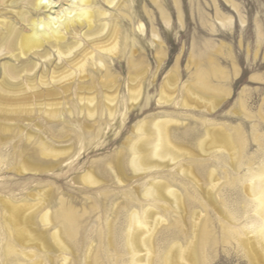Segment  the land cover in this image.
Wrapping results in <instances>:
<instances>
[{
  "label": "rangeland",
  "instance_id": "rangeland-1",
  "mask_svg": "<svg viewBox=\"0 0 264 264\" xmlns=\"http://www.w3.org/2000/svg\"><path fill=\"white\" fill-rule=\"evenodd\" d=\"M69 1L61 0L53 15ZM93 1L117 25L115 58L105 59L103 70L76 72L68 91L54 85V93L41 87L26 98L0 100V264H61L55 230L68 249L67 264H131L127 216H141L151 204L143 193L152 179L179 192L185 208L183 220L156 208L165 223L154 236L152 264L176 243L187 250L196 226L207 234L195 245L197 264H256L247 237L257 216L243 186L264 170V0H120L116 8ZM39 62L36 78L44 70L49 82L57 60ZM136 91L140 99L132 105ZM104 95L115 98L112 116ZM159 122L186 154L179 164L201 156L198 143L208 141V154L193 164L199 185L172 167L134 177L128 160L130 145L143 138L137 129L155 131ZM208 130L229 135L234 150L206 137ZM88 171L98 184L83 182ZM117 174L129 181L119 183ZM205 193H213L215 207ZM14 210L22 243L8 222ZM44 213L48 225L40 222Z\"/></svg>",
  "mask_w": 264,
  "mask_h": 264
},
{
  "label": "bare ground",
  "instance_id": "bare-ground-1",
  "mask_svg": "<svg viewBox=\"0 0 264 264\" xmlns=\"http://www.w3.org/2000/svg\"><path fill=\"white\" fill-rule=\"evenodd\" d=\"M102 1L111 8L120 6V0ZM59 2L61 0H0V62L5 60L0 63V100H15L23 96L26 98L25 96L28 94H36V89L41 87H48V89H45L46 92L54 93L51 87L49 88V86L53 88L54 85H65L62 88L68 91L70 87L67 86L71 85L70 83L76 72L83 74L88 66L93 67V69L99 67L103 70L106 65L105 59L115 58L117 50H119L118 28L116 24L106 21V12L95 8L93 0H70V5L65 8L61 7L56 15H53L55 12L53 10L60 8ZM82 39L87 41L92 48L84 47L85 45L83 46L81 42ZM33 57L39 61L41 60V62L43 61V66L51 65L55 60L59 63L58 65L56 63L53 70L51 69L53 72L51 71L52 76H50L49 82L46 79L47 73L44 70L40 73L39 79L36 78L38 68L42 64L39 61H34ZM12 61L16 62L17 65L11 63ZM160 95L161 101L170 102L169 98ZM139 99L140 94L138 91L132 92L129 97L132 105L137 103ZM86 100L92 102L94 97ZM104 101L109 116H112V112L114 113L112 110L114 109H111L109 105L115 102V98L104 95ZM94 111V108L88 109L89 115H92ZM154 127L155 131L151 132L145 127L137 129V132H141L143 138L133 142L129 147L131 158L128 160V166L134 177L144 175L152 170L163 172L162 170L172 167L174 170L180 169L177 171L179 175L199 185V180L193 172V164L197 163L195 159H200L202 156L204 158L208 154V141L204 139V141L198 143L199 150L202 153L201 156L194 154L193 160L185 164H179L178 162L186 154L179 153V150L171 143V137L163 122L156 123ZM206 137H209L210 140L214 138L220 141L222 147L228 152L234 150L229 135L224 132L208 130ZM146 140H149L150 143ZM149 144H151V147L147 146ZM210 179L213 180L212 177ZM82 180L89 185L98 184L90 171L82 176ZM117 180L122 184L129 181L123 174L120 178L118 175ZM249 181V185L243 186V191L254 203L257 224L253 232L247 237V243L255 263L264 264V170H259L252 175V179ZM205 196L215 207L213 193H205ZM143 197L150 198L151 204L142 211L141 216L137 212H130L127 216L125 242L127 251L131 256V264H152V259L155 257L154 236L165 223L156 208L175 211L181 220L185 216L182 196L175 189L169 188L168 184L162 180L152 179V182L145 189ZM5 204L10 210L12 203L8 201ZM61 210L59 211L61 212ZM65 212L66 214L70 213ZM17 213L19 212L14 210L11 217L8 218V222L14 228L16 240L22 243V238L26 239V236L24 230L16 227L18 221L15 215L17 216ZM19 215L21 217L20 213ZM196 217L199 218L198 212H194L193 218ZM65 218V216L62 217L63 220ZM69 220L68 218L67 221ZM40 222L48 225L46 213L41 215ZM66 229L64 228V230ZM204 231L202 230V234L199 235L197 226L194 227L195 239L192 245L187 250H183L179 243L174 244L169 253L163 256L158 255L159 261L157 264H197L195 245L197 240L203 239L204 242H201L203 244L207 241V234H204ZM26 235L29 236V234ZM71 235V233L67 234L69 238L72 237ZM199 236L201 239H198ZM51 238L57 248L56 250L63 254L60 255L62 256L60 257L61 264H67L69 259L65 254L68 253V249L60 240L57 230L53 231ZM203 244L202 246H204ZM22 255L24 259L32 257L24 253Z\"/></svg>",
  "mask_w": 264,
  "mask_h": 264
}]
</instances>
